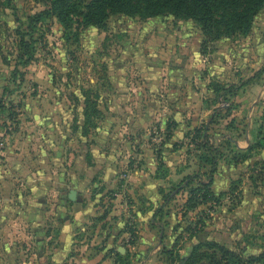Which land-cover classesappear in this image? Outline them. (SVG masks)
I'll return each instance as SVG.
<instances>
[{"label":"rangeland","instance_id":"rangeland-1","mask_svg":"<svg viewBox=\"0 0 264 264\" xmlns=\"http://www.w3.org/2000/svg\"><path fill=\"white\" fill-rule=\"evenodd\" d=\"M44 1L0 0L1 168L5 169L1 153L15 136L19 141L30 136L41 143L53 137V143L64 138L66 143H75L73 157L68 161L67 155L66 162L79 160L82 168L85 186L76 188L77 197L83 206L89 201L94 203L93 208L98 206L81 224L84 231L79 229L81 226L75 230L76 240L88 243L95 227L100 226L96 234L102 240L95 244H102L101 225L108 224L103 216L111 211L113 203L109 199L114 193L125 204L126 226H137L131 194L138 195V191L136 187L133 191L128 189L141 180V175L133 172L143 170L148 171L151 181L160 178L163 184L156 187L162 194L161 202L150 209L145 219L148 225L151 220L156 223L154 240L159 239L162 225H171L176 232L196 217H204L200 231L193 237L179 231L172 250L175 261L185 254L187 243L205 239H213L243 257L264 256V172L260 167L264 158L259 157L264 155V147L252 149L254 157L243 162L239 157L244 149L233 143L240 140L243 145V138L249 135L248 146L264 136V69L257 72L264 65V6L253 17L246 35L221 37L207 43L201 54L199 26L190 19L169 14L149 18L111 14L104 27L88 26L76 33L65 32L54 17L46 16L29 31L26 25L45 8ZM26 33L31 35L32 60L24 66L19 39L29 40ZM216 82L239 87L235 95L216 96L211 89ZM83 91L90 93L100 112L88 123L82 113ZM166 126L170 128L168 138ZM195 128L207 135L215 152L200 148V138L191 139ZM21 150L26 159L24 146ZM212 156L216 160L212 189L217 192L239 179L241 196L237 192L232 200L223 196L212 209L202 205L182 216L184 194H180L178 184L185 176L195 174L206 181L209 164L204 159ZM233 156H237L234 167ZM49 158L57 159L52 155ZM131 173L134 175L130 178L135 181L129 179ZM64 191L68 200L67 194L73 189L67 187ZM19 192L23 198L32 195L23 187ZM167 194L171 197L168 204L164 202ZM8 195L18 196L11 188ZM58 195L63 196V192L34 191L43 206L37 207L31 222L26 223L24 218L0 221L3 233L47 228L53 232L47 241L35 234L22 236L23 232L15 233L16 237L0 235V258L4 263L11 259L41 262L40 256L45 253L40 249L52 244L57 232L55 215L61 214L56 204ZM136 199L140 208H149L144 197ZM66 204L68 208L69 202ZM42 210L49 212L52 221L38 222L37 212ZM68 212L66 220L72 218ZM175 220L179 222L173 223ZM163 237L164 230L160 244ZM127 238L117 240L114 246L127 247ZM127 248L131 251L130 246ZM161 258L164 260V254Z\"/></svg>","mask_w":264,"mask_h":264},{"label":"crops","instance_id":"crops-1","mask_svg":"<svg viewBox=\"0 0 264 264\" xmlns=\"http://www.w3.org/2000/svg\"><path fill=\"white\" fill-rule=\"evenodd\" d=\"M179 121V120H177ZM40 123V122H39ZM32 139V141H30ZM65 141V142H64ZM233 142L231 139L229 140ZM240 140H234V145L239 149H245L247 147L248 141H249V135H246V137L243 138V145L240 144ZM53 139L47 140L46 142H34L33 138L29 136V138L25 140L19 141L18 137L15 136L13 141H8L6 147L3 149L1 153V161L5 162V169H2L0 166V221H6L7 219L10 221H16V219H23L26 223L31 220H33V216H35V210L38 206H43V200L37 199L34 196V191H40V189L49 191L51 189L55 190L58 194L63 192V196L59 197L56 200L57 208L60 206L61 214L55 215L57 217L56 223H57V232L55 234V238L53 239V243H49V246L45 245V250L40 249V252L45 253L44 255L40 256L39 264H113L114 256L113 251H117L121 248L122 252H118L119 254H127V258L129 260V264H165V258L164 260L160 258L162 254L161 248L164 247L166 249L171 248L173 246L175 240L178 237L177 235L180 233V230L184 231L181 227H178V230L176 232L172 231L174 228H172L171 225H162L161 232L164 230L163 237L164 242L163 244H160L159 239L154 240V234L156 231V227L154 222L149 221L148 223L145 222V219L148 215V212L152 207L156 206L157 203L161 202L162 194L159 193L158 188L156 187H163V184H161L160 178L156 179L153 178L152 181L149 179L148 171L144 172L143 170L136 173L134 171V174L141 175V180L139 182H135L131 185V187L128 189L129 191H133V187L137 188L138 195L131 194V197L134 199L136 208L134 209V212L136 214L135 222L137 223V226L133 227L135 230V237L132 243H128V234L125 232V228L127 227V218L125 213V204L121 201H119V194L114 193L113 198L110 197L109 201L113 204H111V211L106 212L103 216V221L107 220L108 224H104L101 227H104V229L100 232L103 233L104 241L100 246H96L95 243H97L99 240L101 241V237L97 236V229L100 228V226H96L94 231V234L92 235V239L88 241V243H82L83 240H76L75 238V230L81 226V224L88 221V218L90 215H93V209L97 208L98 206H95L94 208L92 205L94 204L92 201H89L88 203L83 204L81 203V198L79 197V193L77 192V187H84L85 183L82 179V168L80 165V161L74 159L69 164L66 162V156L68 155V161L73 157V152L75 151V143L69 144L66 143V140L63 139H57L56 143H53ZM72 145L71 150H68V146ZM246 145V146H244ZM24 146L25 151V158L23 157L21 148ZM19 150V152H16V150ZM33 151V152H31ZM49 153V154H48ZM52 155L53 157L56 156L57 159L50 160L49 156ZM76 155V154H75ZM78 157V154H77ZM252 157H254V153L250 152L249 157L245 160H249ZM259 157L262 159L264 158V155L261 154ZM54 161V164L51 165ZM242 162V161H241ZM243 162H245L243 160ZM65 163V164H64ZM67 168H66V166ZM237 163L235 162L233 167L236 166ZM171 170V167H169V171ZM216 170V169H215ZM214 170V173L216 172ZM131 173L129 176H133L134 174ZM56 174V176H55ZM6 175V177H4ZM9 175V177H7ZM145 175V177H144ZM212 175V176H213ZM169 176V175H168ZM4 177V178H3ZM137 177V176H136ZM23 178V179H22ZM152 178V177H151ZM132 181H135L131 179ZM211 183L212 177H211ZM157 181H160L159 183ZM239 179H234L230 181L229 185H227L225 188H222L215 192L212 189V184H210V189L213 192L214 195H220L219 200H221V197L227 196V198L232 200V195L237 192V195L240 193V187H239ZM231 184L234 186V189L230 191ZM95 186V185H94ZM23 188H26V191L29 190L32 194L31 196H26L25 198L22 197L21 193L19 191ZM67 187L73 189V199H69L67 194V199L64 198V189ZM12 189L14 192H17L18 196L16 198H12L8 195L9 189ZM1 189H6L5 191H1ZM180 194H184V198H182V204L185 200V194L186 189L182 191L179 190ZM163 193H165L163 191ZM41 194V193H40ZM78 195V197H77ZM117 196V197H116ZM137 196L144 197L146 199V202L149 204V208L142 209L140 208L141 205H139L137 201ZM90 200H92L90 198ZM171 198L166 201V204L169 203ZM44 198V202H45ZM94 201V200H93ZM240 201V199H239ZM66 202H69L68 208L66 207ZM92 202L90 205L89 203ZM118 203V204H117ZM220 204V201H219ZM218 204V205H219ZM217 205V206H218ZM41 206V207H42ZM157 207V206H156ZM199 207V206H198ZM197 207V208H198ZM197 208L190 210L192 213ZM68 212L72 215V218L65 219V212ZM187 211V212H190ZM41 212V211H40ZM37 212L36 218H38L39 221H52L50 217H48L49 212L43 211L40 213ZM104 212V211H103ZM186 212V213H187ZM118 213L120 214L118 215ZM185 213V215H186ZM54 214H51V217ZM171 216V215H170ZM184 216V215H183ZM172 217V216H171ZM179 220L173 221V223H177ZM101 222L97 223L99 225ZM135 223V224H136ZM148 225V226H147ZM173 225V224H172ZM1 226V222H0ZM136 227V228H135ZM177 228V227H176ZM175 228V229H176ZM80 230L84 231L83 226L79 228ZM163 229V230H162ZM0 230V235H8L12 237H16L15 233H21L23 231H14L11 230L8 232L3 233ZM185 232V231H184ZM51 233V234H50ZM33 234L36 236H40L44 238V241H47L50 239L53 235V232L51 230L47 229H41V230H34L30 229L27 231H24L21 233L22 236L25 237H32ZM187 236L188 233H186ZM194 236V235H193ZM189 236V237H193ZM73 237V238H72ZM82 237V236H81ZM84 237V235H83ZM127 238L126 243L127 247L130 246L131 255L129 254L131 251L127 247H123L120 244L115 245V242L117 240L119 241H125V238ZM80 238V236H79ZM167 238V240L165 239ZM174 239V240H173ZM161 240V239H160ZM205 240H213V239H205ZM205 240H201L198 242H202ZM145 241V242H144ZM215 241V240H213ZM76 242L77 244H74ZM189 241H186V243ZM216 242V241H215ZM42 243V240H41ZM82 243V244H80ZM185 243V244H186ZM197 242L193 241L191 243H187L185 246V254H187L191 247L196 244ZM218 243V242H217ZM44 244V242H43ZM95 244V245H94ZM160 244V247L158 246ZM220 244V243H219ZM223 245V244H221ZM16 246V245H15ZM224 246V245H223ZM114 247V248H112ZM226 247V246H225ZM228 248V247H227ZM231 249V248H229ZM1 251V249H0ZM134 253L133 257L132 254ZM1 254V252H0ZM184 254V255H185ZM182 255V254H181ZM180 255V256H181ZM5 260H2L0 258V264H7L4 263ZM8 264H31L26 262H14V260H10Z\"/></svg>","mask_w":264,"mask_h":264},{"label":"trees","instance_id":"trees-1","mask_svg":"<svg viewBox=\"0 0 264 264\" xmlns=\"http://www.w3.org/2000/svg\"><path fill=\"white\" fill-rule=\"evenodd\" d=\"M45 8L34 14L28 21L26 27L29 31L33 25L40 22L46 16L54 17L62 26L65 32L74 31L94 26L102 28L105 25L107 17L111 14H122L129 17L149 18L159 15L169 14L178 19H190L194 21L200 29L202 40L200 42V53L204 52L207 43L218 40L221 37H231L235 34L246 35L250 29L253 17L264 6V0H45ZM29 40L19 39V50L21 51L22 65L28 64L32 60V50L30 48L31 35ZM264 69V65L257 72ZM248 80H245L247 82ZM243 85V84H242ZM240 84V86H242ZM239 85L222 86L219 83H213L212 91L216 96L235 95ZM87 91H83V117L84 122H90L92 116H100L96 107L94 98H90ZM225 102V101H224ZM170 128L166 126L165 137H169ZM166 138V139H167ZM200 138L199 147L215 152L207 142V135L200 128L194 129L191 139ZM264 147V136L261 135L257 141L248 145L242 154L240 160L249 157L252 149ZM158 157V156H157ZM237 156H233V162H236ZM204 161L209 164L206 181L201 180L195 175L185 176L178 184L186 188V197L182 204V216L187 211L193 210L198 206L206 205L207 209L219 204L220 195H214L210 189L211 177L215 170V158L205 157ZM161 163V161H159ZM260 167L264 172V159L260 161ZM195 183L194 186L191 184ZM183 189V188H182ZM234 189L231 184L230 191ZM171 197L165 196L164 202ZM204 218V217H203ZM202 218V219H203ZM197 218L184 227V231L189 236H193L200 231L203 222ZM128 234V243H132L135 237V229L131 225L125 228ZM176 241V240H175ZM175 243V242H174ZM171 248H161V253L165 256V264H198L205 261V264H264L263 254L256 256L243 257L239 252L229 249L213 240H205L194 244L190 251L182 256L175 257ZM242 252V251H241ZM113 264H129L127 254H119L113 251Z\"/></svg>","mask_w":264,"mask_h":264},{"label":"water","instance_id":"water-1","mask_svg":"<svg viewBox=\"0 0 264 264\" xmlns=\"http://www.w3.org/2000/svg\"><path fill=\"white\" fill-rule=\"evenodd\" d=\"M68 198L71 200L73 199V191L69 192ZM160 235H161V232L159 234V242H160ZM118 252H122L121 248L118 249ZM199 264H203V263L200 262Z\"/></svg>","mask_w":264,"mask_h":264}]
</instances>
